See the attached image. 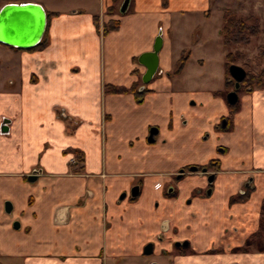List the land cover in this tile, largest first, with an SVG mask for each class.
I'll return each mask as SVG.
<instances>
[{
	"label": "crops",
	"instance_id": "1",
	"mask_svg": "<svg viewBox=\"0 0 264 264\" xmlns=\"http://www.w3.org/2000/svg\"><path fill=\"white\" fill-rule=\"evenodd\" d=\"M122 2L113 15L107 14L112 0L5 3H36L53 15L43 47L18 51L0 44V127L8 121L7 132L0 131V264L129 258L138 264L149 243L157 257L184 241L191 252L174 259L196 264L191 257L221 248L225 258L257 231L264 203V89L238 96L225 131L226 96L216 95L224 89L229 51L220 35L222 16L213 47L201 49L195 65L191 49L173 75L188 48L180 20H209L210 0H130L120 14ZM197 12L203 14H185ZM109 21L118 29L103 35ZM158 36L157 73L143 85L145 68L137 59L152 51ZM188 69L195 86L182 84ZM139 83L146 90L141 101L105 92ZM152 128L157 134L149 143ZM212 160L217 169L174 179ZM207 190L206 197L196 195ZM246 192L243 201L229 203Z\"/></svg>",
	"mask_w": 264,
	"mask_h": 264
},
{
	"label": "trees",
	"instance_id": "2",
	"mask_svg": "<svg viewBox=\"0 0 264 264\" xmlns=\"http://www.w3.org/2000/svg\"><path fill=\"white\" fill-rule=\"evenodd\" d=\"M119 0H112V5L107 9L108 15H113L116 13V5ZM1 7V6H0ZM47 15V27H48V20L53 15L51 13L46 12ZM118 22L116 21H109L107 24L102 25V34L106 35L109 32L115 31L118 29ZM220 35L222 38L223 45L226 48H230L236 45L248 46L251 43V39L259 35V26L256 20L248 19V20H241L236 17L235 14L230 12L229 10H225L222 13V27L220 29ZM47 37V28L45 35L42 41L33 49L41 48L45 45ZM14 49V48H12ZM17 50V49H15ZM20 51V50H18ZM242 56L239 53H233L228 51L225 55V81H224V89L223 92H218L216 95L226 96V94L234 89V82L231 79L228 68L232 64H236L238 59H241ZM188 59V52H183L181 58L175 64V67L172 71L173 75L179 74L186 61ZM255 65L257 67H261L260 71L254 72L249 69L248 63L241 65V68L245 70V78L240 83L239 89L236 91L237 95L239 96L242 93H248L254 90H261L264 89V48H258L257 56L253 59ZM141 83L132 86L129 89L122 88V87H114L108 86L105 90L108 94H123V93H132L137 101H141L143 96L146 94V90H139ZM228 111L229 115L226 118V127L225 131L232 128V118L238 112L239 109V100L233 105L228 103ZM218 162L217 160L210 161L207 165L198 167V170H209V169H217ZM248 197V192L244 195H237L230 199L229 203H235L243 201ZM258 223V229L255 233H253L244 243V245L240 248L233 249L234 252H242L248 253L253 249L257 252H264V203L261 207V214Z\"/></svg>",
	"mask_w": 264,
	"mask_h": 264
},
{
	"label": "rangeland",
	"instance_id": "3",
	"mask_svg": "<svg viewBox=\"0 0 264 264\" xmlns=\"http://www.w3.org/2000/svg\"><path fill=\"white\" fill-rule=\"evenodd\" d=\"M13 0H0V6L2 7L5 3ZM67 1V0H62ZM77 1V0H73ZM211 5L208 7V11L205 14H210L209 20L205 21L204 19L198 20V17L192 16L189 18H184L180 20V23L183 25V29L186 32L187 45L188 48L186 52L192 55V64L195 65V58L199 56V51L208 50L210 46L213 47L215 39L214 32L218 31L221 22L222 13L225 10H229L236 15L238 19L248 20L254 19L257 21L259 26V35L251 39V43L248 46L236 45L230 47L228 50L233 52L234 50L242 56L241 64L248 63L250 70L254 72L260 71L261 67H257L253 59L257 56L258 48H264V0H210ZM0 7V8H1ZM117 11V5H116ZM185 14H203L202 12L197 13H185ZM256 18H255V17ZM178 23V22H176ZM180 25V24H179ZM178 26V25H177ZM199 33V40L195 43L197 35ZM237 53V52H235ZM191 75V77H189ZM190 78L195 79V75L190 72L188 69L187 75H185L182 84L187 85L191 82ZM188 82V83H187ZM223 80H221L220 86L222 85ZM192 84V83H191ZM195 86V84H192ZM169 228V227H168ZM170 229V228H169ZM232 253L227 255L224 258L223 253L212 254L207 253L209 257H191V260H196V264H211L210 259L215 258L213 264H264V254L258 255L256 253H249L248 255L241 253ZM177 256L176 253L162 254L161 256H144L142 263L139 260L138 264H178L174 257ZM213 256V257H211ZM215 256V257H214ZM218 256V258H217ZM185 259L184 261H186ZM135 262L133 259H124L120 261V264H132ZM183 262V261H182ZM200 262V263H199ZM181 264V263H180ZM187 264V263H185ZM193 264V263H190Z\"/></svg>",
	"mask_w": 264,
	"mask_h": 264
},
{
	"label": "water",
	"instance_id": "4",
	"mask_svg": "<svg viewBox=\"0 0 264 264\" xmlns=\"http://www.w3.org/2000/svg\"><path fill=\"white\" fill-rule=\"evenodd\" d=\"M130 0H123L119 13L125 14L129 6ZM47 28V15L45 10L36 3H9L0 8V44L14 48L17 50L27 51L36 47L43 39ZM161 50V38L158 36L153 44L152 51L140 55L137 59L139 65L145 68L141 82L147 85L157 73L158 69V54ZM229 75L234 82L233 91L226 95V102L233 105L238 100L236 91L240 87V83L245 78V70L240 66L232 64L228 68ZM5 126L1 125L0 131L7 132V123ZM157 134V130L151 129L147 141L153 143V137ZM190 171L196 172L197 168L192 167ZM202 172H205L203 169ZM35 174L29 176L27 180L30 183L36 181ZM214 176L210 175L207 182L211 183ZM138 189L135 187L131 190V197L137 196ZM124 195L121 196L123 198ZM8 212L9 204L5 205ZM17 227V224H14ZM179 245V244H176ZM183 245H186L185 243ZM151 253V245L148 244L144 248V254Z\"/></svg>",
	"mask_w": 264,
	"mask_h": 264
},
{
	"label": "flooded vegetation",
	"instance_id": "5",
	"mask_svg": "<svg viewBox=\"0 0 264 264\" xmlns=\"http://www.w3.org/2000/svg\"><path fill=\"white\" fill-rule=\"evenodd\" d=\"M233 91V90H232ZM231 92V91H230ZM229 93V92H228ZM227 93V94H228ZM226 94V95H227ZM226 125V122H222L221 121V123H220V125ZM190 168H192V167H190ZM190 168H185L184 170H181L179 173H177V175H176V177L174 178L175 180H179V179H181V178H183L185 175H187V174H192V173H202V174H207V170H205V172H202L203 170H198V168H197V171L196 172H192V171H190ZM210 175H212V174H210ZM210 175H208L207 176V178L210 176ZM208 183V182H207ZM212 183V182H211ZM211 183H208V184H211ZM210 194V191H205V192H196V195L197 196H199V197H206L207 195H209ZM171 195H175V193H173V194H171ZM258 229V228H257ZM170 229L168 228V225L167 224H165V225H163L162 226V232H164V233H167V231H169ZM163 233V234H164ZM251 236V235H250ZM249 236V237H250ZM248 237V238H249ZM247 238V239H248ZM246 239V240H247ZM186 244V245H183V244ZM245 243V242H244ZM244 243H243V245H244ZM150 245H151V253L149 254V255H147V256H152V248H153V244L152 243H149ZM176 244H179V245H176ZM148 245V244H147ZM242 245V246H243ZM242 246H239V247H236V248H240V247H242ZM236 248H233V249H236ZM233 249H232V253H241V254H249L250 252H253V251H255V252H257L256 250H252V251H250V252H248V253H242V252H234L233 251ZM191 251H190V249H189V244H188V242L187 241H184V242H174L173 243V246H172V251H171V253H176V254H181V253H190ZM223 252V250L221 249V248H219V249H216V248H212V249H210L207 253H212V254H220V253H222ZM257 253H263L264 254V252H257ZM164 255V254H168L167 252H165V251H162L161 252V255ZM152 264H156V263H152Z\"/></svg>",
	"mask_w": 264,
	"mask_h": 264
},
{
	"label": "built area",
	"instance_id": "6",
	"mask_svg": "<svg viewBox=\"0 0 264 264\" xmlns=\"http://www.w3.org/2000/svg\"><path fill=\"white\" fill-rule=\"evenodd\" d=\"M75 164H76V161L71 160L70 165H75Z\"/></svg>",
	"mask_w": 264,
	"mask_h": 264
}]
</instances>
